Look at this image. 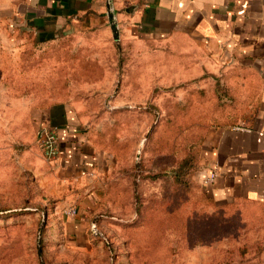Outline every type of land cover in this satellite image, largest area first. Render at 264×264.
Instances as JSON below:
<instances>
[{"label": "rangeland", "instance_id": "374dc122", "mask_svg": "<svg viewBox=\"0 0 264 264\" xmlns=\"http://www.w3.org/2000/svg\"><path fill=\"white\" fill-rule=\"evenodd\" d=\"M33 50L12 57L23 61L16 68L21 86L41 93L51 81L69 91L67 102L94 100L96 122L82 125L87 144L134 161L121 172L131 171L137 197L126 189V217L99 214L103 237L90 229L92 240L85 237L23 160L37 150L36 133L19 140L16 131L2 130L0 114V264H264V205L212 211L194 186L182 191L167 177L148 178L189 151L199 155L211 130L248 127L244 117L260 102L255 78L185 42L113 45L88 36ZM205 166L199 160L192 174Z\"/></svg>", "mask_w": 264, "mask_h": 264}, {"label": "crops", "instance_id": "0c3cea01", "mask_svg": "<svg viewBox=\"0 0 264 264\" xmlns=\"http://www.w3.org/2000/svg\"><path fill=\"white\" fill-rule=\"evenodd\" d=\"M88 36L107 37L113 45L196 44L213 60L255 78L260 102L244 117L248 127L211 130L207 148L198 155L206 166L189 181L198 195L207 198L212 211L239 203L264 205V0H0V114L12 119L8 123L9 118L2 116V130L16 131L24 142H30L34 133L37 139L42 129L57 130L60 155L55 161L46 162L37 145L23 160L45 196L76 209L74 219L63 216L79 222L92 240L88 230L99 214L126 217L123 192L127 189L134 195L137 184L131 171L121 170L127 164L130 170L134 161L106 157L87 144L82 125L96 122L94 100L83 95L67 102L69 91L59 90L51 81L41 93L31 85L21 86V70L16 68L23 61L12 58L59 40ZM210 171L216 179L206 192L201 180ZM98 222V229H104L106 223Z\"/></svg>", "mask_w": 264, "mask_h": 264}, {"label": "built area", "instance_id": "2783aa9c", "mask_svg": "<svg viewBox=\"0 0 264 264\" xmlns=\"http://www.w3.org/2000/svg\"><path fill=\"white\" fill-rule=\"evenodd\" d=\"M37 147L42 158L50 163L55 161L60 155L58 132L55 128H45L38 133ZM216 179V173L208 172L202 177L201 183L203 187L213 184ZM63 213L69 217L76 215V209L73 206H68L63 209ZM90 231L94 237H103L102 233L98 231L97 225L94 223L90 227Z\"/></svg>", "mask_w": 264, "mask_h": 264}, {"label": "trees", "instance_id": "16d2710c", "mask_svg": "<svg viewBox=\"0 0 264 264\" xmlns=\"http://www.w3.org/2000/svg\"><path fill=\"white\" fill-rule=\"evenodd\" d=\"M199 158L197 151H189L179 160L177 159L176 163L168 165L162 168L158 174L150 176L151 180H155L162 176L167 177L171 182V185L175 189H181L182 191H186L191 188V183L189 181L192 173L197 170ZM197 164V165H196ZM192 190V189H191ZM193 192V190H192ZM137 197V191H134V198ZM198 199L207 201V198L204 196L197 195ZM100 220H94L93 223H96Z\"/></svg>", "mask_w": 264, "mask_h": 264}, {"label": "water", "instance_id": "95a60500", "mask_svg": "<svg viewBox=\"0 0 264 264\" xmlns=\"http://www.w3.org/2000/svg\"><path fill=\"white\" fill-rule=\"evenodd\" d=\"M110 24H111V30H112V33H113V38L115 40H117V29H116V24H115V20L113 18V15L110 13Z\"/></svg>", "mask_w": 264, "mask_h": 264}]
</instances>
